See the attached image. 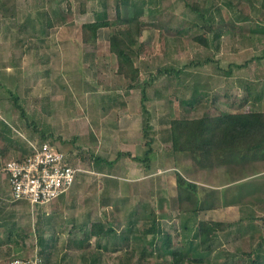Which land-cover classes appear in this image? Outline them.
Masks as SVG:
<instances>
[{
  "label": "rangeland",
  "instance_id": "rangeland-1",
  "mask_svg": "<svg viewBox=\"0 0 264 264\" xmlns=\"http://www.w3.org/2000/svg\"><path fill=\"white\" fill-rule=\"evenodd\" d=\"M3 1L10 12L0 8V264L35 254L47 264H170L171 255L159 249L165 233L171 249H184L193 237L182 227L177 171L205 188H221L216 207L198 215L222 222L223 229L210 251L195 240L190 253L204 261L193 264H249V252L255 257L264 239V162L245 170L201 168L188 154H174L161 131L171 117L264 110V0H124L123 14L136 12L144 22L136 59L144 103L142 87L126 88L129 81L117 74L109 49L120 27L101 28L94 46L82 40L83 23L115 19L123 0ZM195 2L205 17L186 6ZM200 33L207 45L194 39ZM159 68L181 73L160 74ZM197 83L207 88L201 92ZM151 138L152 160L141 166L126 152L144 158ZM27 140H50L72 155L80 171L65 198L41 206L12 200L3 165L28 150ZM110 175L122 185L115 193L106 191ZM153 210L158 233L143 236ZM98 220L110 222L116 236L93 238ZM129 235L130 243L122 241ZM40 238L43 250L52 241L50 258L41 254ZM261 253L264 258V247Z\"/></svg>",
  "mask_w": 264,
  "mask_h": 264
},
{
  "label": "trees",
  "instance_id": "trees-1",
  "mask_svg": "<svg viewBox=\"0 0 264 264\" xmlns=\"http://www.w3.org/2000/svg\"><path fill=\"white\" fill-rule=\"evenodd\" d=\"M127 5H129V3L124 0L116 3L115 19H102L83 23L82 40L84 43L94 46L97 44L98 33L101 28L119 26L120 28L114 30L109 37V49L110 52L116 56L117 74L129 81L127 84L128 89H136L142 87L141 68L137 65L136 59L141 54V49L143 48V44L140 42L139 37L141 36L144 22L136 12L133 16L124 15L122 7ZM186 6L202 17L206 16L203 9L201 10L199 8L197 2L193 4L186 3ZM0 8H3L6 12L10 10L3 0H0ZM11 15L14 16L15 12H11ZM51 24L52 23L49 21L48 25L50 26ZM198 27L202 28V25ZM194 39L202 42L204 45L208 44L203 33L195 35ZM171 72H175L176 74L181 73L180 70L175 69H158V73L160 74L167 73L170 75ZM12 99L15 107L20 110L21 116L24 118L27 125L35 127V121L30 120L29 114L24 109L23 105L19 103V97L14 96ZM146 99V89L142 87V102L144 103ZM253 99L259 98L254 97ZM200 100L201 99L198 98L196 102ZM145 106L144 104L143 108H145ZM168 123L169 126L167 129L161 132L164 133V138L172 144V152L174 154H188L193 160V163L201 168L212 169L219 166H227L233 167L234 169L239 167L245 170L248 165L264 162V110L221 112L218 114L207 113L195 118L176 116L171 117ZM149 127L148 121H146V126H144L145 136H150L152 134ZM42 136L46 137V134L43 132ZM152 139L153 138L146 142L149 147L145 151L144 158L132 156L130 152L126 153L134 160H144L146 166H148L152 160ZM124 153L125 152L120 151L118 157ZM107 163L112 164V162L109 161ZM176 184L178 191L176 200L178 201V207L181 213L183 211L199 213L216 207V197H214L216 193L215 189L205 188L204 190L206 191L204 196H200L199 184L188 180L186 176L178 171L176 172ZM149 219L151 220V224L143 229V236L158 232L157 225L159 220L154 210L150 212ZM239 222H241V220L237 223ZM222 224V222L214 219H199L197 232L195 234V238L198 239L197 245H200V247L205 250H212L218 232L223 229ZM113 231V228L107 227L104 222L96 221L92 223L90 235L99 238ZM122 241H127L129 243L130 236H125L122 238ZM43 243L44 240L40 238V245L42 248L41 254H45L47 258H50L51 250H49V246L52 245V241H46L45 250H43L45 247ZM153 243L154 241L151 240L149 242L150 246H153ZM169 243L170 239L166 240L163 243L162 250L171 255V259L169 260L170 264H185V262L193 264L202 263L204 261V258L201 256L191 255L189 252L190 250L182 248L171 249ZM189 247L193 249L196 248L194 247L193 241H191V246ZM263 247L264 239H262L259 246H257L255 257H252V253L255 252V250L249 252V264H264L262 253L260 254ZM138 248H140L144 254L147 252V246L145 247V245L138 246ZM131 257L132 256L128 259L130 260ZM44 262L47 264L45 259ZM233 264L239 263L233 262Z\"/></svg>",
  "mask_w": 264,
  "mask_h": 264
},
{
  "label": "built area",
  "instance_id": "built-area-1",
  "mask_svg": "<svg viewBox=\"0 0 264 264\" xmlns=\"http://www.w3.org/2000/svg\"><path fill=\"white\" fill-rule=\"evenodd\" d=\"M30 151L5 162L13 201H27L33 205L50 204L67 193L76 182L79 168L72 163V155L50 140L29 141ZM4 264H45L39 254L15 257Z\"/></svg>",
  "mask_w": 264,
  "mask_h": 264
},
{
  "label": "crops",
  "instance_id": "crops-1",
  "mask_svg": "<svg viewBox=\"0 0 264 264\" xmlns=\"http://www.w3.org/2000/svg\"><path fill=\"white\" fill-rule=\"evenodd\" d=\"M197 85H199V87H200V91L202 92V90L203 89H205V88H207L206 86H204V85H202V84H199V83H197ZM197 85H195L194 86V88L197 86ZM127 88V87H126ZM193 88V89H194ZM128 89V88H127ZM128 90H130V89H128ZM246 90H250V89H248V87H246ZM200 92V93H201ZM250 92V91H249ZM251 94V93H250ZM260 96H259V94H258V97L257 98H259ZM201 98H203V101H206V99L208 98V97H206L205 95L203 96H201ZM256 100V99H255ZM141 102V100H139V103ZM199 102V101H198ZM244 104V103H243ZM188 105H191L193 108H198V105L196 106V105H193V103L192 102H189L188 103ZM243 112H247V111H243ZM136 120H138L139 121V118L137 119H134V122L136 123L137 121ZM29 141L30 140H27V142H28V145H29ZM29 147V146H28ZM30 151V147L28 148V150H26V152L25 153H23L22 155H20L19 157H21V156H25L28 152ZM122 151H124V150H122ZM128 151L130 152V154L132 153L131 152V150H129L128 149ZM132 156H135V157H140V156H138L137 154H132ZM141 164V166H142V161L140 162ZM149 166V165H148ZM147 166V167H148ZM142 169V168H141ZM110 178L111 179H109L107 182V184L105 185L108 189L106 190L108 193H111V191L113 192V193H115V191L116 190H119L120 189V186L119 185H121V183H120V181H119V178H115V177H113L112 175H110ZM187 178V177H186ZM188 180H191V179H189V178H187ZM191 181H193V182H196V181H194V180H191ZM197 184H199V185H201V186H203V187H199V194H200V196H204V194H205V191L206 190H204L205 189V185H202V184H200V183H198V182H196ZM75 184H76V182H75ZM75 184H74V189H75ZM119 186V187H118ZM122 186V185H121ZM207 188H213V189H215V191H216V193H217V190H219V189H221L220 187H208L207 186ZM73 189V190H74ZM107 193V194H108ZM178 193V192H177ZM215 193V194H216ZM69 194V191L67 192V193H65L63 196H61V199H63V198H65L67 195ZM177 196V195H176ZM216 197V196H215ZM60 199V198H59ZM59 199H57V200H59ZM216 199V201L218 202V199L217 198H215ZM56 200V201H57ZM27 202V201H26ZM55 202V201H54ZM54 202H52V203H54ZM177 203H178V201H177ZM51 204V203H50ZM202 212V211H201ZM201 212H199V213H193V212H182L183 214H184V216H183V219H184V221H183V224H182V227H183V229H184V231H186L185 233L187 234V235H189L190 233V235H193V237L191 238V239H189V240H187V244H188V246H186L184 249L185 250H190L189 252H192V250H194L192 247H189V246H191V241H193V242H195V240H196V238H195V234H196V232H197V224H198V221H199V219H203L202 217H200L198 214H201ZM181 213V212H180ZM206 219H208V218H206ZM98 221H101V220H98ZM103 222V221H102ZM105 223V222H104ZM136 222H134V221H132L131 222V224H135ZM107 225V224H106ZM132 226V225H131ZM107 227H110V228H113L111 225H110V222H108V225H107ZM131 228V227H130ZM129 228V229H130ZM113 232L112 233H110V234H107V235H102L101 237H96V236H92L93 238H97V239H101V238H106V237H110V236H113L114 237V234H115V236H116V231H115V229L113 228ZM129 232H131V231H129ZM156 233H158V232H156ZM156 233H154V234H156ZM153 234V233H152ZM166 234V236H167V238L168 239H170L169 237H170V235L168 234V233H165ZM130 236V235H129ZM125 237V236H124ZM171 241L172 240H170V243H171ZM129 243H130V241H129ZM164 243V242H163ZM170 243H169V246H170ZM150 245V244H149ZM98 246L99 247H103L101 244H98ZM157 247H159V245H157ZM194 247H197V245L195 246V243H194ZM163 248V244H162V246L161 247H159V249H162ZM118 249V248H117Z\"/></svg>",
  "mask_w": 264,
  "mask_h": 264
}]
</instances>
